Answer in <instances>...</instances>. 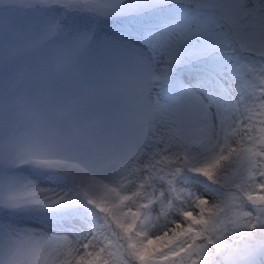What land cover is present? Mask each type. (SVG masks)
Masks as SVG:
<instances>
[{"label": "snow or ice", "instance_id": "1", "mask_svg": "<svg viewBox=\"0 0 264 264\" xmlns=\"http://www.w3.org/2000/svg\"><path fill=\"white\" fill-rule=\"evenodd\" d=\"M0 264H264V0H0Z\"/></svg>", "mask_w": 264, "mask_h": 264}]
</instances>
